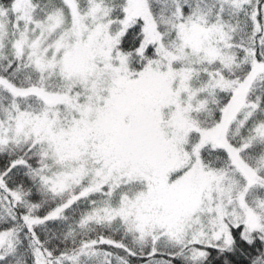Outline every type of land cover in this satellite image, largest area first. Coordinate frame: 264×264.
<instances>
[{
  "label": "snow or ice",
  "instance_id": "6c2138e0",
  "mask_svg": "<svg viewBox=\"0 0 264 264\" xmlns=\"http://www.w3.org/2000/svg\"><path fill=\"white\" fill-rule=\"evenodd\" d=\"M0 264H264V0H0Z\"/></svg>",
  "mask_w": 264,
  "mask_h": 264
}]
</instances>
